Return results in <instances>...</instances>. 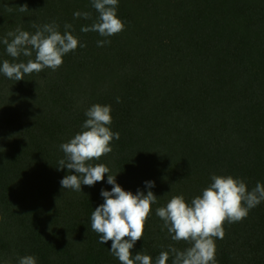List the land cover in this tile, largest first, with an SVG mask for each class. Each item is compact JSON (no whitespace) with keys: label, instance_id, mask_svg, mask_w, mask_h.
<instances>
[{"label":"trees","instance_id":"1","mask_svg":"<svg viewBox=\"0 0 264 264\" xmlns=\"http://www.w3.org/2000/svg\"><path fill=\"white\" fill-rule=\"evenodd\" d=\"M97 15L91 0H0V41L17 27L34 33L33 22L55 21L61 33L72 24L86 45L56 70L19 81L0 73V264L25 255L37 264H120L112 242L99 243L91 229L101 189L112 188L108 173L81 191L60 183L69 174L58 168L60 145L96 103L111 105L109 127L120 138L91 163L108 166L134 194L155 184L157 203L133 255L155 261L169 245L190 246L173 241L156 215L172 196L190 203L213 174L242 178L249 190L264 183V0H118L125 27L107 38L80 31ZM5 59L13 60L0 42V65ZM223 228V239L214 238L217 264H264V201Z\"/></svg>","mask_w":264,"mask_h":264},{"label":"clouds","instance_id":"2","mask_svg":"<svg viewBox=\"0 0 264 264\" xmlns=\"http://www.w3.org/2000/svg\"><path fill=\"white\" fill-rule=\"evenodd\" d=\"M91 3L98 15L91 25L82 26L81 32H97L107 38L124 30L125 25L117 15L118 0H91ZM18 11L28 12L27 4L19 6ZM73 15L74 18H92L89 12L76 11ZM32 27L36 29L34 33L17 27L0 41L13 58L11 62L5 59L0 65V73L9 79L19 81L26 74L40 73L45 68L56 70L62 65L64 55L78 45L86 46L73 34L72 24L66 23L63 33L55 21L42 26L33 22ZM106 43L110 41L99 40L97 46ZM21 56L27 57V61L19 60ZM111 110V105L96 103L90 106L85 112L87 119L81 131L60 145L64 157L58 161V168L69 170L60 181L63 189L81 191V185L94 186L108 173L107 183L112 188L110 191L101 189L104 202L91 213V229L99 235V243L111 241L110 252L120 264H168L170 256L172 264H217L214 238L223 239L225 221L243 220L250 209L264 201V183L257 182L249 190L242 178L213 174L211 183L190 203L183 194L172 196L166 206L156 208V215L163 221L162 229H167L173 241H186L190 246L179 250L169 245L155 261L142 252L133 255L130 250L143 237L145 222L158 197L151 190L154 181H145L149 189L146 194L141 190L134 194L117 183L116 175L110 174L108 166L91 163L110 153V142L120 138L119 132H113L109 127L112 124ZM72 170L75 174H71ZM17 264H37V258L25 255Z\"/></svg>","mask_w":264,"mask_h":264}]
</instances>
